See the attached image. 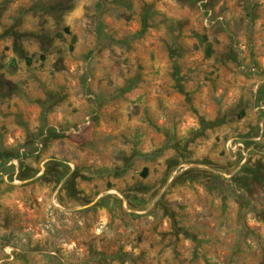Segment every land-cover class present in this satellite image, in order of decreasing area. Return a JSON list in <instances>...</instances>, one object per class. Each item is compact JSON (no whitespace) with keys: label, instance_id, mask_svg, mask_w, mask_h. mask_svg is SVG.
I'll use <instances>...</instances> for the list:
<instances>
[{"label":"rangeland","instance_id":"obj_1","mask_svg":"<svg viewBox=\"0 0 264 264\" xmlns=\"http://www.w3.org/2000/svg\"><path fill=\"white\" fill-rule=\"evenodd\" d=\"M0 264H264V0H0Z\"/></svg>","mask_w":264,"mask_h":264},{"label":"trees","instance_id":"obj_2","mask_svg":"<svg viewBox=\"0 0 264 264\" xmlns=\"http://www.w3.org/2000/svg\"><path fill=\"white\" fill-rule=\"evenodd\" d=\"M143 27L144 28H148V24L146 19H143ZM202 122V126L208 127V128H213L214 126H216V123L210 122V123H206L204 120L201 121Z\"/></svg>","mask_w":264,"mask_h":264}]
</instances>
